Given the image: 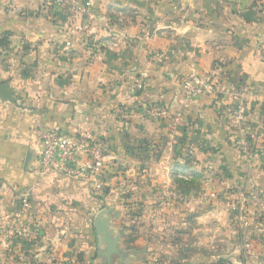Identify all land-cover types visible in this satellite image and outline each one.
I'll use <instances>...</instances> for the list:
<instances>
[{"label":"crops","instance_id":"crops-1","mask_svg":"<svg viewBox=\"0 0 264 264\" xmlns=\"http://www.w3.org/2000/svg\"><path fill=\"white\" fill-rule=\"evenodd\" d=\"M41 3H0V264H148L159 237L171 246L236 199L264 197V0H84L76 34L68 12ZM189 70L212 93L187 98ZM242 86L251 156L220 118ZM149 104L167 117H143ZM53 128L102 136L105 170L40 175L38 133Z\"/></svg>","mask_w":264,"mask_h":264},{"label":"built area","instance_id":"built-area-1","mask_svg":"<svg viewBox=\"0 0 264 264\" xmlns=\"http://www.w3.org/2000/svg\"><path fill=\"white\" fill-rule=\"evenodd\" d=\"M81 1L84 0H42L41 10L49 14H54L58 10L68 12V30L71 34H76L86 30L83 21L85 14L79 6ZM261 48L264 56V42L261 44ZM144 85V80L140 79L136 82L134 89L141 91ZM181 86L187 98L210 94L213 91L210 80L195 70H189L184 74ZM245 91L246 87L242 86L238 105L224 104L221 107L220 118L224 119L228 125L239 133L243 151L251 156L252 138L248 129L249 120L244 97ZM122 113L125 114V111H122ZM141 114L143 117L154 121L167 117L168 110L157 104H149L143 107ZM38 135L41 147L37 160L40 175L49 168L55 167L62 174L88 179L101 174L105 170L108 156L106 141L102 136L96 135L90 130H83L72 137L59 128L47 129L39 132ZM95 192L100 197H104L105 187L102 184H97ZM167 196L165 201L168 203L172 195L167 193ZM29 198L30 192L27 190L21 196V209H28Z\"/></svg>","mask_w":264,"mask_h":264},{"label":"rangeland","instance_id":"rangeland-1","mask_svg":"<svg viewBox=\"0 0 264 264\" xmlns=\"http://www.w3.org/2000/svg\"><path fill=\"white\" fill-rule=\"evenodd\" d=\"M235 203L203 231L174 232L171 246L159 237L148 264H264V197Z\"/></svg>","mask_w":264,"mask_h":264},{"label":"water","instance_id":"water-1","mask_svg":"<svg viewBox=\"0 0 264 264\" xmlns=\"http://www.w3.org/2000/svg\"><path fill=\"white\" fill-rule=\"evenodd\" d=\"M103 214L104 212H100L96 216L94 226H95L96 231L98 233H101L104 236L105 240L109 243V246L112 247L115 244V240L111 236L110 231L107 228L106 222L102 220Z\"/></svg>","mask_w":264,"mask_h":264}]
</instances>
